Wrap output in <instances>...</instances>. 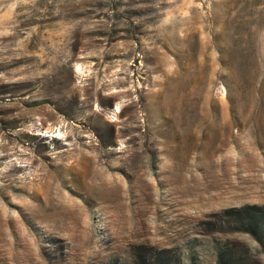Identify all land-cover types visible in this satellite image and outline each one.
Segmentation results:
<instances>
[{
  "label": "rangeland",
  "instance_id": "rangeland-1",
  "mask_svg": "<svg viewBox=\"0 0 264 264\" xmlns=\"http://www.w3.org/2000/svg\"><path fill=\"white\" fill-rule=\"evenodd\" d=\"M264 0H0V264H264Z\"/></svg>",
  "mask_w": 264,
  "mask_h": 264
},
{
  "label": "trees",
  "instance_id": "trees-1",
  "mask_svg": "<svg viewBox=\"0 0 264 264\" xmlns=\"http://www.w3.org/2000/svg\"><path fill=\"white\" fill-rule=\"evenodd\" d=\"M229 221L222 232H243L251 234L264 246V205H249L227 211ZM219 264H245L240 261L233 249L226 248L219 252ZM172 259L157 252L153 256H140L139 264H173Z\"/></svg>",
  "mask_w": 264,
  "mask_h": 264
}]
</instances>
